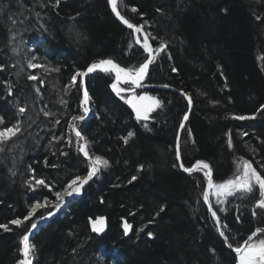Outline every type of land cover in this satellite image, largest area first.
Segmentation results:
<instances>
[{
    "label": "trees",
    "instance_id": "1",
    "mask_svg": "<svg viewBox=\"0 0 264 264\" xmlns=\"http://www.w3.org/2000/svg\"><path fill=\"white\" fill-rule=\"evenodd\" d=\"M117 5L130 22L156 38L150 39L153 48L161 41L167 45L150 65L145 82L167 84L175 91L147 90L161 107L148 120L137 121L111 88L114 74H88L84 88L92 112L76 127L87 138L89 152L106 156L109 165L63 213L37 223L51 211L50 204L16 226L9 222L23 219L29 206L45 197L54 202L56 191L88 169L69 128L73 116L83 115L79 83L65 92L72 75L102 58L138 67L147 53L142 41L135 43L133 32L113 16L107 0H0V126L17 119L24 129L0 152V224L9 225L8 231L0 229V264L21 259L20 240L32 222L37 223L30 238L33 264H235V254L202 201L206 177L201 170L189 174L179 167L175 139L188 107L181 94L186 93L192 106L180 137L185 167L203 159L219 182L232 178L243 158L264 175V112H256L264 104V0H117ZM33 57L48 71L28 68ZM30 74L38 79L29 80ZM18 106L26 112L20 114ZM41 109L52 115L44 116ZM253 113L255 119L233 118ZM129 132L134 135L128 137ZM30 176L43 178L51 190L29 187L25 180ZM258 198L256 186L253 194L214 203L232 245L264 227V209L255 206ZM96 214L107 218V232L100 236L87 224L88 216ZM121 217L133 224L126 238Z\"/></svg>",
    "mask_w": 264,
    "mask_h": 264
},
{
    "label": "snow or ice",
    "instance_id": "2",
    "mask_svg": "<svg viewBox=\"0 0 264 264\" xmlns=\"http://www.w3.org/2000/svg\"><path fill=\"white\" fill-rule=\"evenodd\" d=\"M60 0H56V3L59 4ZM108 5L111 7L112 13L115 14V16L129 29H132L134 33L136 34H142L143 35V41H142V47L145 53H147V58L144 60L143 63H140L138 67H132V68H125L122 67L119 63H116L111 58H102L97 61L91 62L85 70H77L75 74L72 75L71 81L69 85L65 86V92H67L72 86L76 85L77 82L79 83V87L81 89H84L83 91V97L80 101V106L83 111V115H76L73 116L71 121L69 122V128L75 133V137L77 138V150L79 153H82L83 156L88 160L89 165L87 169V175L83 178L80 176H75L72 180L69 181L67 185H65L64 189L61 191H56L54 193L55 195V201L50 202L47 200V197H45V201L43 203L41 202H35L34 204L29 206V209L27 211V215L23 217V220L20 218H16L11 220L9 223L11 225L21 226L24 221H28L30 218H33L34 215L37 213L38 209H42L48 206L49 203L52 204V207L54 210H59L61 206L65 203L66 197H71L74 194L79 195L81 194L82 188L89 183L95 177L102 168H105L109 165V161L107 159H104L102 156L99 155H91L88 150V140L87 138L82 135L81 131L77 130L76 122L84 120L85 116L88 115L90 109L88 107V104L90 102L89 93L84 88V78L97 70L103 71L108 74H114L115 80L111 84L112 90L116 93L117 96H120L121 99H124V97L121 95V93L131 91L129 88L121 87V83L124 84H131L135 87H140L142 82L144 81L146 75L149 74L150 65L154 63L156 60L157 55L166 50L167 45L161 41L159 46L156 48H153L152 44L150 43V39L154 40L155 37H151L149 33L143 32V25H136L131 23L128 19H126L123 15H121L120 11H118V5L117 0H107ZM133 12L136 11L135 8L132 9ZM157 11H160V9H157ZM257 20H260L261 17L257 16ZM15 23V21H13ZM146 23V22H145ZM78 36V34H77ZM135 43L141 44L140 36L137 35ZM131 47V44L129 45ZM12 51L15 53L17 51L16 48H13ZM35 58L33 57L32 60H29L27 62V67L30 69H38L43 68L45 71H48V69L41 64H37L34 62ZM3 65H0V70L3 69ZM52 71H58V69H52ZM173 72L177 71V69L173 68ZM79 77V81H78ZM28 79L32 81H36L38 77L36 75H28ZM41 84L44 83L43 80L40 81ZM163 87H169V85L165 84ZM37 94L40 93V89H35ZM8 94H12V87L9 84L8 85ZM185 98L188 100V106L191 108L192 106V100L191 97L187 96L186 93H184ZM132 108V110L135 113L137 121L141 120H148L149 113L153 112L155 109L161 107V101L155 97V96H149L147 93L144 95L139 96L138 98L133 96L132 98L128 99L126 101ZM60 104H66L67 101L64 99L59 100ZM26 107L24 106H18V112L20 114H24L26 112ZM43 115L48 117L51 116L52 113L49 111H44ZM257 113L264 112V104H261L260 107L256 110ZM236 120H248V119H255L256 113H253L251 115H238L233 117ZM189 119L188 112L184 113V116L182 120L180 121L179 127L181 129L185 128V121ZM4 121L3 118L0 117V125H3ZM57 124L60 123L59 120L56 121ZM147 126V125H145ZM23 127L22 122L20 120H17L14 124L8 127L0 126V152L5 151L4 145L9 143L13 140V138L18 137L19 135L23 134ZM189 136L192 135L191 130L188 129ZM134 133L129 132L128 137L133 136ZM242 135H248L246 132L242 133ZM128 137H123L125 143L128 142ZM53 139H58L57 137H53ZM180 135L179 132L177 133V144L175 148V154H176V160L178 162L181 161V148L179 144ZM231 138L229 136V147H231ZM177 165L174 164L173 167H176ZM143 166L141 165V168ZM179 167L183 169L184 172L192 174L196 170L203 171L204 176L207 179V187L203 189L202 192V198L205 204L208 205V210L211 213L213 219L216 221L217 229L219 230L221 227L220 223V217L217 215V211L213 210V206L209 203V197L215 196L216 203L217 204H224L225 201L232 196H235L239 194L241 197H244L248 194H253L256 190V186H258V194L259 198L256 200L255 206L259 209H264V175L261 174V172L257 171L255 167H253L252 163L249 160L241 158V162L237 165L238 169H242V171L239 172V174H236L231 179H226L223 182L220 183H214L212 178V170L208 163L204 161L197 160L191 167H185L183 162L179 163ZM262 168H264V165H262ZM10 171H12L10 169ZM33 170L29 168V172H32ZM13 175H15V172H12ZM137 177L133 176L132 180H136ZM25 183L29 185V187H35V186H43L47 187L51 190V186L46 183V181L43 178H36L35 176H30L29 179L25 180ZM161 211L164 210L163 206H161ZM218 211H226L225 208H220ZM54 214L53 211H48L47 216H52ZM253 215H256V212H253ZM45 216H40L39 219L43 220L46 219ZM239 220V217H237ZM92 225V231L95 233H101L104 231V218L103 217H97L94 220H91ZM130 225L125 222L123 225L124 233L125 235L128 234L130 230ZM224 227H227L225 224ZM37 228V223L32 222L31 228L29 229V232H31L33 229ZM0 229H4L5 231L9 230L8 224H0ZM264 234V228L257 227L254 231L251 232L250 235L247 236L245 240H243L242 243H240L236 247H232V245L229 243L228 246L232 249V251L235 253V264H264V238H258V235ZM148 235L151 237L153 234L151 232L148 233ZM219 235L221 237H224L225 243H228V237L225 235L224 231H219ZM21 247H20V254L21 259L17 261V264H33V252H34V246L29 243V236L25 234L23 237H21L20 241Z\"/></svg>",
    "mask_w": 264,
    "mask_h": 264
},
{
    "label": "bare ground",
    "instance_id": "3",
    "mask_svg": "<svg viewBox=\"0 0 264 264\" xmlns=\"http://www.w3.org/2000/svg\"><path fill=\"white\" fill-rule=\"evenodd\" d=\"M61 1V0H60ZM118 11H120L119 9H118ZM121 13V12H120ZM121 15H123L122 13H121ZM124 16V15H123ZM125 17V16H124ZM126 18V17H125ZM127 19V18H126ZM118 20V19H117ZM119 21V20H118ZM120 22V24H122L126 29H128V30H131L132 32H133V30L132 29H129L126 25H124L121 21H119ZM132 23V22H131ZM133 24H135V23H133ZM136 25H141V24H136ZM143 30H144V28H143ZM145 31V30H144ZM146 32V31H145ZM147 33V32H146ZM133 34H134V36H136L137 37V35H139L140 36V39H141V41H143V36L141 35V34H136V33H134L133 32ZM150 42H151V40H150ZM24 76H26L27 77V72L26 71H24ZM142 83H146L145 82V79H144V81L142 82ZM162 85V84H161ZM133 87V88H132ZM125 88H129V89H133V92H136V94H138V97L139 96H141V95H144L145 93H147V94H149V95H152L151 93H149L146 89H140V88H137V87H135V86H132L131 84H126V87ZM172 88V87H171ZM149 91H151V90H154V89H148ZM83 91H84V89L82 90V94H81V99H82V97H83ZM179 92H181V91H179ZM153 96V95H152ZM137 97V98H138ZM90 98V97H89ZM131 97H129V98H127V99H125V103L127 104V105H129L126 101L128 100V99H130ZM130 106V105H129ZM90 109V108H89ZM91 109H90V111H89V113H88V115L87 116H85V118L84 119H86V118H88L90 115H91ZM186 112V111H185ZM184 116V115H183ZM16 121H17V119H16ZM71 132L75 135V133L71 130ZM90 154H92V153H90ZM93 155H97V154H93ZM104 159H107L108 160V158L106 157V156H102ZM201 160H203V159H201ZM88 161V160H87ZM205 161V160H204ZM207 162V161H206ZM88 165H89V163H88ZM212 167V166H211ZM87 175V171L84 173V174H82V175H80V177H84V176H86ZM212 178H213V181H214V183H220V182H223V181H219V182H217L215 179H214V174H213V168H212ZM232 178H233V176H232ZM206 182H207V179L205 180V184H204V187H203V189H205V187H206ZM87 185V184H86ZM203 189H202V192H203ZM80 195H82V192H81V194H79V195H76V194H74L73 196H71V197H66L65 198V203L61 206V208L59 209V210H54L53 209V207H52V209H51V211H53L54 212V214L53 215H55L56 213H59L60 211H61V213H63L64 211H65V209H66V206H67V204L70 202V201H75L76 200V198H78ZM210 198V197H209ZM45 201V200H44ZM49 201V200H48ZM202 201H203V198H202ZM43 202V201H42ZM41 202V203H42ZM51 202V201H50ZM204 202V201H203ZM51 204V203H50ZM210 214V213H209ZM218 214V213H217ZM52 215V216H53ZM43 216H45V217H49V216H47V213L46 214H44ZM51 216V217H52ZM98 216H104V215H99V214H96V215H94V216H88V218H87V224H88V227H89V220H94L95 218H97ZM107 219V218H106ZM213 219V218H212ZM46 219H43V220H41V221H39V224L40 223H42L43 221H45ZM123 221H125V222H127L131 227V230H130V233L129 234H127V235H124V232H123V236L126 238V237H128L130 234H131V231H132V227H133V224L131 223V222H129L128 220H127V218H125V217H121L120 218V228L122 227V225H123ZM220 223H221V221H220ZM214 224H215V222H214ZM216 225V224H215ZM107 227H108V224H107ZM221 227H222V229H223V226H222V223H221ZM256 229V228H255ZM254 229V230H255ZM89 230H90V228H89ZM122 230V229H121ZM253 230V231H254ZM91 231V230H90ZM218 231V230H217ZM223 231H224V229H223ZM92 232V231H91ZM107 232V228H106V230H105V232L104 233H106ZM27 233V232H26ZM25 233V234H26ZM93 233V232H92ZM103 233V234H104ZM24 234V235H25ZM94 234V233H93ZM23 235V236H24ZM27 235L29 236V243H31V241H30V238L32 237V235H31V233H27ZM96 235V234H95ZM102 235V234H101ZM22 236V237H23ZM98 236H100V235H98ZM21 241V240H20ZM19 247H20V245H19ZM35 253V252H34ZM20 258H22L21 257V255H20Z\"/></svg>",
    "mask_w": 264,
    "mask_h": 264
},
{
    "label": "water",
    "instance_id": "4",
    "mask_svg": "<svg viewBox=\"0 0 264 264\" xmlns=\"http://www.w3.org/2000/svg\"><path fill=\"white\" fill-rule=\"evenodd\" d=\"M108 3V2H107ZM108 7H109V9H110V11H111V7L108 5ZM112 12V11H111ZM113 14V16L116 18V19H118L116 16H115V14L114 13H112ZM119 20V19H118ZM120 21V20H119ZM143 32H145L144 30H143ZM146 33V32H145ZM142 35V34H141ZM143 36V35H142ZM151 43V42H150ZM147 58V57H146ZM137 88H140V89H146V90H148V89H169V90H173V91H175L173 88H171L170 86L169 87H163V85H157V84H148V83H142L141 84V86L140 87H137ZM179 93H181V92H179ZM184 97H185V95L183 94V93H181ZM188 96V95H187ZM186 99V98H185ZM187 100V99H186ZM187 102H188V100H187ZM130 108H131V106H129ZM190 111H191V108H189V106L187 107V110H186V112H188V115L190 114ZM185 123H186V121H185ZM180 125V124H179ZM182 130L183 129H181L179 126H178V129H177V133L179 132V135H180V137H181V133H182ZM177 133H176V139H175V148H176V144H177ZM179 144H180V139H179ZM200 161H204V160H201L200 159ZM181 162V161H180ZM180 162H178V164L180 163ZM204 162H206V161H204ZM195 163V162H194ZM193 163V164H194ZM206 163H208V162H206ZM209 164V163H208ZM192 166V165H191ZM190 166V167H191ZM209 166H210V168H211V170H212V167H211V165L209 164ZM183 170V169H182ZM206 187H207V182H206ZM205 187V188H206ZM209 203L211 204V202H210V198H209ZM205 204V203H204ZM212 205V204H211ZM205 206H206V208H207V210H208V205L207 204H205ZM213 210H214V208H213ZM209 211V210H208ZM210 213V212H209ZM210 215H211V213H210ZM218 215V214H217ZM98 217H103L104 218V225H103V227H104V231L103 232H101V233H95V232H93L92 231V225H91V220H89V228H90V230L94 233V234H96V235H101V234H103L104 232H105V230H106V228H107V219H106V217L105 216H98ZM211 217H212V215H211ZM213 218V217H212ZM214 220V219H213ZM214 222H215V224H216V221L214 220ZM124 223H125V221H123V225H124ZM123 225H122V227H121V229H122V231L124 232V228H123ZM216 226V225H215ZM216 228H217V226H216ZM261 228H264V227H261ZM130 230H131V228H130ZM130 230H129V232H128V234L130 233ZM218 230V229H217ZM219 231H223V229H222V227H220V229L218 230V233H219ZM124 235H125V233H124ZM221 237V236H220ZM222 238V240L224 241V243H225V240H224V237H221ZM230 242L228 241V243H225L226 244V246H227V248L228 249H231L229 246H228V244H229ZM231 244V243H230ZM232 245V244H231ZM232 247H234L233 245H232ZM232 250V249H231ZM234 253V252H233ZM235 254V253H234Z\"/></svg>",
    "mask_w": 264,
    "mask_h": 264
},
{
    "label": "rangeland",
    "instance_id": "5",
    "mask_svg": "<svg viewBox=\"0 0 264 264\" xmlns=\"http://www.w3.org/2000/svg\"><path fill=\"white\" fill-rule=\"evenodd\" d=\"M115 76V75H114ZM122 85H125L124 83H121ZM133 88V87H132ZM131 88V91H127V92H124V93H121V95L124 97V99H127V98H129V97H133V96H135V97H138V94H136V92H133V89ZM149 95V94H148ZM149 96H152V95H149ZM71 130V129H70ZM91 155H93V153L91 154ZM241 162V160L239 161V162H237L236 163V165H235V169H236V171L234 172V174H233V177L236 175V174H239V172L240 171H242V169H238L237 168V165L239 164ZM231 179V178H230ZM44 202V201H43ZM42 202V203H43ZM210 202H211V204H212V206L214 205V203L216 202V198H215V196H211L210 195ZM48 205H50V203L48 204ZM216 205H214L213 206V208L215 207ZM217 207V206H216ZM207 209V208H206ZM39 210V209H38ZM214 210H215V208H214ZM209 212V211H208ZM21 220H23V219H21ZM39 221H41L40 219L38 220V222L37 223H39ZM213 222H214V220H213ZM35 229H33L31 232H29V233H33V231H34ZM251 234V233H250ZM250 234H248V235H250ZM260 238H264V235L263 236H261ZM222 239V238H221ZM223 241V240H222ZM224 242V241H223ZM31 245H32V243H30ZM225 244V243H224ZM226 245V244H225ZM234 246V245H233ZM234 247H236V246H234ZM231 250V249H230ZM231 252H233L232 250H231ZM234 254V253H233ZM33 258H34V252H33ZM15 264H17V262L15 263Z\"/></svg>",
    "mask_w": 264,
    "mask_h": 264
}]
</instances>
